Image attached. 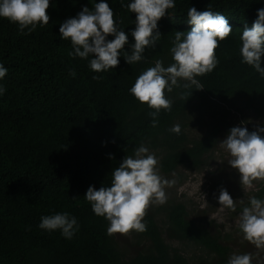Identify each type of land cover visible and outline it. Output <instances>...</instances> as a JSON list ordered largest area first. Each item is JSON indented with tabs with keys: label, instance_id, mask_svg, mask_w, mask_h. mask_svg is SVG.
<instances>
[{
	"label": "trees",
	"instance_id": "obj_1",
	"mask_svg": "<svg viewBox=\"0 0 264 264\" xmlns=\"http://www.w3.org/2000/svg\"><path fill=\"white\" fill-rule=\"evenodd\" d=\"M108 3L114 18L122 21L120 28L127 32L135 27V13L120 0ZM85 5L91 9V0H50L49 23L30 33L25 29V34L18 24L0 18V64L8 69L0 80L6 89L0 96V264H227L235 253L230 236L192 216L184 202L171 200L156 210L150 206L144 217L147 231H131L134 239L121 241L107 234L108 221L95 215L83 196L90 185L97 190L110 185L112 170L142 143L159 152L164 174L182 167L201 170L233 127V111L251 110L264 125V77L242 63L239 54L242 29L245 23L251 27L264 0H176L170 15L158 22L162 36L155 48H146L144 60L129 65L121 56L115 69L100 73L90 70L88 60L70 56V40L59 35L60 24ZM191 6L222 13L232 32L216 49L217 67L197 77L201 89L193 85L166 92L171 110H161L153 127V109L129 89L156 60L165 67L173 62L171 41L176 31L190 30ZM129 42H134L131 36ZM124 54H131L127 45ZM213 104L222 110H212L205 131L186 132L201 109ZM177 121L178 135L168 131ZM231 171L225 164L213 187L230 182ZM252 193L234 203L236 213L249 207L252 197L264 200V179ZM210 201L218 203L212 194ZM208 206L211 212L215 209ZM57 212L77 218L79 231L72 239L38 227L41 216ZM252 264L264 261L252 259Z\"/></svg>",
	"mask_w": 264,
	"mask_h": 264
},
{
	"label": "clouds",
	"instance_id": "obj_2",
	"mask_svg": "<svg viewBox=\"0 0 264 264\" xmlns=\"http://www.w3.org/2000/svg\"><path fill=\"white\" fill-rule=\"evenodd\" d=\"M91 2V9L85 5L74 17L60 24L59 35L62 40H70L73 50L69 55L88 60L90 70L96 73L115 69L121 56L129 65L144 60L146 48H155L162 36L158 22L170 15L169 10L174 9L176 4V0H129L127 4L120 0L122 7L136 14L135 27L126 32L119 27L122 21L114 18V10L108 0ZM49 4L50 0H0V18L18 24L21 34H25V29L30 33L38 25L44 27L49 23ZM187 23L191 25L190 30L176 31L171 41L169 52L173 62L165 67L162 60H156L154 66L138 75L129 89L138 102L153 109L149 113L153 127L158 124L161 110H171L172 101L167 98L166 92L171 93L174 87L189 88L193 85L195 89H201L197 77L217 67L216 49L232 32L227 17L213 11L210 6L203 11L191 6L187 11ZM109 36L113 39H108ZM129 36L134 42H129ZM239 39L241 62L264 77V8L257 9L251 27L245 23ZM126 45L131 54L121 55ZM7 71L0 64V80ZM70 75L75 77V71ZM93 79L99 77L94 76ZM180 81L186 83L181 85ZM5 91V87L0 85V96ZM180 126L177 121L168 131L178 135ZM221 147L230 155L227 163L239 173L242 185L250 186L253 180L264 179V126L258 125L253 131L233 126L221 141ZM157 165L156 156L150 154L142 143L135 148L133 156H125L112 170L110 185H102L98 190L94 185L88 187L83 197L95 215L108 221L109 236L147 231L144 222L147 209L167 202L165 186L170 187L175 181L163 179ZM216 198L222 209L235 210L234 200L227 189L221 188ZM249 203L250 206L244 207L240 213L238 227L245 240L261 248L264 247V200L252 197ZM38 227L49 233L59 231L65 239H72L79 231L77 218L68 212L41 216ZM227 264H252V256L233 254Z\"/></svg>",
	"mask_w": 264,
	"mask_h": 264
},
{
	"label": "rangeland",
	"instance_id": "obj_3",
	"mask_svg": "<svg viewBox=\"0 0 264 264\" xmlns=\"http://www.w3.org/2000/svg\"><path fill=\"white\" fill-rule=\"evenodd\" d=\"M214 107H203L199 116H195V121L191 122L188 126V132L192 135H200L205 131L206 123L208 122L212 110L213 112H220L222 105L213 104ZM200 118V120H198ZM230 122L232 126L247 127L249 131H253L256 127L264 126L263 119L255 115L251 110H243L241 112L233 111L231 113ZM243 122V123H242ZM226 136V135H225ZM221 139V141L225 138ZM221 141L211 154L210 161L201 170H189L186 168H180L178 172L172 174H164L159 169V175L168 181H175L172 186H165V192L168 201H180L184 202L190 211L192 216L197 218L208 220L213 225L212 228L217 230L219 227L224 234L230 236L228 243L233 247L234 254H250L253 260L264 261V247L257 248L253 243L244 239L243 233L239 230V216L241 212H235V210L221 208L215 201H210L211 194L214 198L218 197L220 189H227L229 194L234 200L235 204L245 200L251 193L258 190L263 179H255L250 186H245L240 183L239 173L232 168V179L227 184L214 188V182L217 180L219 170L228 164L227 161L231 159L228 152L221 147ZM150 154H154L159 160L158 151H149ZM214 188V190L212 189ZM253 194V193H252ZM211 203L215 209L211 212L208 204ZM159 205H152V210H156ZM205 211V213H204ZM121 241L134 239L132 232L127 235L115 234ZM175 245H178L177 243ZM185 250H194L192 246H183ZM191 252V251H190ZM192 253V252H191Z\"/></svg>",
	"mask_w": 264,
	"mask_h": 264
}]
</instances>
